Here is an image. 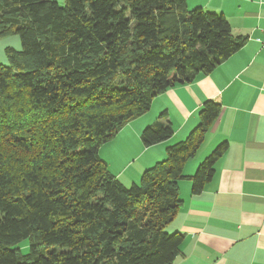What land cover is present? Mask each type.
Wrapping results in <instances>:
<instances>
[{"label": "trees", "instance_id": "obj_1", "mask_svg": "<svg viewBox=\"0 0 264 264\" xmlns=\"http://www.w3.org/2000/svg\"><path fill=\"white\" fill-rule=\"evenodd\" d=\"M7 35L21 50L7 48L10 66L0 65V264H174L178 183L199 194L227 150L183 175L219 104L204 102L197 126L137 184L122 185L98 151L155 97L210 74L246 40L187 0H0ZM172 135L163 112L140 141ZM24 240L26 254L11 250Z\"/></svg>", "mask_w": 264, "mask_h": 264}, {"label": "crops", "instance_id": "obj_2", "mask_svg": "<svg viewBox=\"0 0 264 264\" xmlns=\"http://www.w3.org/2000/svg\"><path fill=\"white\" fill-rule=\"evenodd\" d=\"M190 2L191 8L222 14L244 45L210 74L155 97L150 110L127 123L98 155L122 185L137 184L197 126L204 102L219 104L217 120L183 175L192 176L220 144L227 143V150L199 194L191 193L190 180L178 183L182 205L168 231L183 234L184 241L174 264H264V0ZM163 112L172 137L145 147L141 132Z\"/></svg>", "mask_w": 264, "mask_h": 264}, {"label": "rangeland", "instance_id": "obj_3", "mask_svg": "<svg viewBox=\"0 0 264 264\" xmlns=\"http://www.w3.org/2000/svg\"><path fill=\"white\" fill-rule=\"evenodd\" d=\"M55 2L59 1V5L63 6L62 0H53ZM65 1V0H64ZM190 2V0H188ZM191 3V2H190ZM192 4L187 5L188 8L195 9V7L191 8ZM7 48L14 49L16 51L21 50V43L16 35H7V36H0V65L9 67L10 64L5 56V50ZM197 170V169H196ZM195 170V171H196ZM13 249H19L22 254H26L28 252V241L24 240L21 243H19L17 246H13L11 250Z\"/></svg>", "mask_w": 264, "mask_h": 264}, {"label": "built area", "instance_id": "obj_4", "mask_svg": "<svg viewBox=\"0 0 264 264\" xmlns=\"http://www.w3.org/2000/svg\"><path fill=\"white\" fill-rule=\"evenodd\" d=\"M264 45V44H263Z\"/></svg>", "mask_w": 264, "mask_h": 264}]
</instances>
